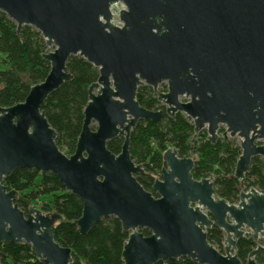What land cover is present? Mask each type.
<instances>
[{"label": "water", "instance_id": "95a60500", "mask_svg": "<svg viewBox=\"0 0 264 264\" xmlns=\"http://www.w3.org/2000/svg\"><path fill=\"white\" fill-rule=\"evenodd\" d=\"M119 5L125 6L117 11L122 27L111 12ZM0 11L17 33L33 27L53 48L42 55L50 65L44 81L31 86L23 102L0 107V245H27L41 264L73 263L71 249L54 238L60 216L32 206L24 213L18 193L3 185L14 170L29 168L55 174L82 201V215L73 221L79 234L103 218L119 221L128 233L123 264L180 258L264 264V192L240 190L237 202L229 203L217 195L212 178H193L192 148L179 157L169 147L152 184L155 197L136 180L145 170L129 152L139 121L182 113L192 121V139L203 130L210 143L239 139L238 182L253 158L264 157V0H0ZM74 56L97 68L98 78L87 89L75 152L66 156L41 107L72 80L67 61ZM141 86L152 88L164 111L139 105ZM115 138L123 139L117 155L106 146ZM213 226L223 233V253L207 240ZM243 238L255 245L245 263L237 256Z\"/></svg>", "mask_w": 264, "mask_h": 264}, {"label": "trees", "instance_id": "16d2710c", "mask_svg": "<svg viewBox=\"0 0 264 264\" xmlns=\"http://www.w3.org/2000/svg\"><path fill=\"white\" fill-rule=\"evenodd\" d=\"M40 32L30 26H23L17 33L16 24L0 11V107L6 108L21 103L29 88L41 83L50 70V65L42 57L47 53ZM67 69L72 80L63 84L43 103L50 126L57 132L56 145L66 156L75 152L77 138L81 131L83 109L87 103V89L98 78V69L78 56L70 57ZM137 101L148 109H163L157 97L148 86L139 87ZM94 129V126H92ZM224 131L223 128L219 133ZM194 128L191 119L182 113L173 118L164 115L158 122L140 121L130 134V157L140 164L145 174L136 175V180L153 196L152 184L160 176L164 166L163 152L172 147L179 157L187 156L192 148L196 161L192 170L195 180L212 178L217 195L229 203H236L240 190L253 187L264 192V157L252 159L245 178L238 182L234 177L236 161L241 154L236 138H219L215 143L206 140L205 130L192 139ZM122 138L108 141L107 149L113 154L120 153ZM8 191L18 193L17 205L21 211L38 205L46 214L60 216L53 228L55 241L71 249L72 264H123L122 248L127 239L121 224L114 217L100 220L87 234H79L73 221L82 215V201L66 192L55 174L47 172L40 175L29 168L14 170L4 179ZM145 236L148 230L142 231ZM223 233L216 226L208 230L207 240L222 249ZM251 239L243 238L237 243V256L246 262L248 253L253 249ZM257 262H262L260 256ZM0 264H41L24 244L7 243L0 245ZM157 264H196L186 258L167 260Z\"/></svg>", "mask_w": 264, "mask_h": 264}, {"label": "flooded vegetation", "instance_id": "af4514ba", "mask_svg": "<svg viewBox=\"0 0 264 264\" xmlns=\"http://www.w3.org/2000/svg\"><path fill=\"white\" fill-rule=\"evenodd\" d=\"M115 8H116V7H112V8H111V12H112V9H113V11H114ZM118 9H119V8H118ZM118 9H117L116 11L112 12V13L116 16V17H115V20H118V19H117V11H118ZM141 87H142V86H141ZM151 89H152V88H151ZM152 92H153V91H152ZM159 92H162V93H165V92H166V85H165V84H162V85L159 86ZM153 94H154V93H153ZM136 95H137V93H136ZM154 95H155V94H154ZM155 96H156V95H155ZM156 97H157V96H156ZM136 100H137V97H136ZM137 102H138V101H137ZM138 103H139V102H138ZM159 104H160V103H159ZM139 105H140V104H139ZM140 106H141V105H140ZM141 107H142V106H141ZM143 108H144V107H143ZM145 109H146V108H145ZM160 110H163V111H164V106H163V109H160ZM157 111H158V110H157ZM163 116H164V115H163ZM163 116H162V117H163ZM141 121H143V120H141ZM139 122H140V121H139ZM139 122H138V123H139ZM138 123H137V124H138ZM136 126H137V125H136ZM136 126H135V127H136ZM205 132H206V131H205ZM192 155H193V154H192ZM187 156H188V155H187ZM164 167H165V164H164L163 168H164ZM163 168H162V169H163ZM162 169H161V170H162ZM160 174H161V173H160ZM156 178H160V176L155 177V179H156ZM155 179H154V180H155ZM255 189H256V188H255ZM242 190H243V189H242ZM246 191H247V190H246ZM260 192H261V191H260ZM35 208H37V207H35ZM207 233H208V231H207ZM254 247H255V245H254ZM254 247H253V248H254ZM256 257H257V256H256ZM256 257H255V260H256Z\"/></svg>", "mask_w": 264, "mask_h": 264}, {"label": "rangeland", "instance_id": "374dc122", "mask_svg": "<svg viewBox=\"0 0 264 264\" xmlns=\"http://www.w3.org/2000/svg\"><path fill=\"white\" fill-rule=\"evenodd\" d=\"M118 8H121V7H116L115 9L117 10ZM48 49V51H52L53 50V48H47ZM183 100V99H182ZM236 140H237V142H239V139L238 138H236ZM40 203L38 202L37 204H36V206H34V207H37L38 209H39V207H38V205H39Z\"/></svg>", "mask_w": 264, "mask_h": 264}, {"label": "clouds", "instance_id": "9594fccd", "mask_svg": "<svg viewBox=\"0 0 264 264\" xmlns=\"http://www.w3.org/2000/svg\"><path fill=\"white\" fill-rule=\"evenodd\" d=\"M117 7H125L124 5H119V6H117ZM114 11H116V9H114ZM113 23H116V24H118V26H120V27H122L123 25L122 24H120L119 23V21L118 20H114L113 21Z\"/></svg>", "mask_w": 264, "mask_h": 264}, {"label": "built area", "instance_id": "2783aa9c", "mask_svg": "<svg viewBox=\"0 0 264 264\" xmlns=\"http://www.w3.org/2000/svg\"><path fill=\"white\" fill-rule=\"evenodd\" d=\"M112 12H114L113 9H112Z\"/></svg>", "mask_w": 264, "mask_h": 264}]
</instances>
